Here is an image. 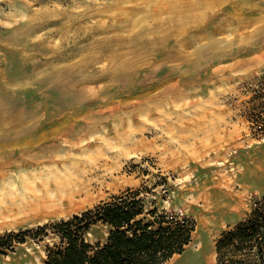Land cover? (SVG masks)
Returning <instances> with one entry per match:
<instances>
[{
	"label": "rangeland",
	"instance_id": "374dc122",
	"mask_svg": "<svg viewBox=\"0 0 264 264\" xmlns=\"http://www.w3.org/2000/svg\"><path fill=\"white\" fill-rule=\"evenodd\" d=\"M149 1L0 0V234L148 188L150 207L196 222L165 264H218V238L264 197L248 118L264 94V0H193L201 23L181 33L191 0L172 14ZM45 261L31 241L0 256Z\"/></svg>",
	"mask_w": 264,
	"mask_h": 264
},
{
	"label": "trees",
	"instance_id": "16d2710c",
	"mask_svg": "<svg viewBox=\"0 0 264 264\" xmlns=\"http://www.w3.org/2000/svg\"><path fill=\"white\" fill-rule=\"evenodd\" d=\"M254 100L259 107L248 118L264 136V94ZM143 189L128 188L68 219L0 234V256L31 241L43 248L46 264H165L185 252L196 222L185 212L150 207ZM98 228L107 230L104 238L94 236ZM216 253L218 264H264V197L221 234Z\"/></svg>",
	"mask_w": 264,
	"mask_h": 264
},
{
	"label": "bare ground",
	"instance_id": "6f19581e",
	"mask_svg": "<svg viewBox=\"0 0 264 264\" xmlns=\"http://www.w3.org/2000/svg\"><path fill=\"white\" fill-rule=\"evenodd\" d=\"M144 1V0H143ZM163 1V0H162ZM169 3H171L170 5H167V6H165V10H167L170 14H172L173 12H175V11H177V10H179V8L180 7H177L176 6V4H174V3H172L173 1L175 2L176 0H167ZM191 1H192V3H191ZM191 1H189L190 3L188 4L187 2V4H185V7H182V8H180V10H182L183 12H184V14L177 20V24H178V26H179V28H177L178 30V32L179 33H181L182 31H184L183 30V28H185L186 26H190V25H194V24H197V22L199 21V20H201V18L199 19L198 17L199 16H196V15H193L192 13H191V11L193 10H195L197 7H199L198 5H196V2L193 4V0H191ZM221 1V0H220ZM149 2H151V0L149 1ZM178 2H179V0H178ZM202 2V1H201ZM216 2V1H215ZM137 3V2H136ZM140 3H142V2H140ZM140 3H139V5H140ZM148 3V2H147ZM159 3H160V1H159ZM162 3V2H161ZM211 3V2H210ZM216 3H218V1L216 2ZM206 4V3H205ZM163 5V4H162ZM209 5V4H208ZM208 5H207V7H208ZM212 5V4H211ZM210 5V6H211ZM137 6H138V4H137ZM209 6V7H210ZM155 7V6H154ZM154 7H153V9H154ZM164 7V6H163ZM163 7H161V8H159L158 10H159V12L160 11H165L164 10V8ZM205 7V6H204ZM206 7V8H207ZM159 12H155L154 13V15H158L159 16ZM164 13V12H163ZM163 13H161V14H163ZM196 14V13H195ZM151 15V14H150ZM176 16H178V15H176ZM162 19V18H161ZM160 19V20H161ZM174 18L173 17H171L168 21H167V23H169L170 25H173L174 23H175V21L176 20H173ZM199 19V20H198ZM157 20H159V19H157ZM157 21L158 22V25H159V27H161V26H163L162 24H164V23H162V21ZM163 20V19H162ZM200 22V21H199ZM199 22H198V24H199ZM201 23V22H200ZM197 24V25H198ZM174 26V25H173ZM196 27V26H195ZM188 28H192V27H188ZM173 31V30H172ZM174 32V31H173ZM184 33V32H183ZM4 146V145H3ZM95 174V173H94ZM87 175V174H86ZM93 177L94 176H90V174L89 175H87L84 179H83V182H80V183H85V185L87 186V184H88V182L89 183H92L93 184ZM89 185V184H88ZM81 187V186H80ZM83 187H85L83 184H82V187L81 188H83ZM81 188H79V189H81ZM89 188V187H88ZM91 188V187H90ZM83 190V189H82ZM86 190V189H85ZM76 191V190H75ZM75 193V192H74ZM84 193V192H83ZM82 195V191L81 190H79V191H77L75 194H74V197H76V196H81ZM85 195H86V193H85ZM74 197L73 196H71V199H74Z\"/></svg>",
	"mask_w": 264,
	"mask_h": 264
}]
</instances>
